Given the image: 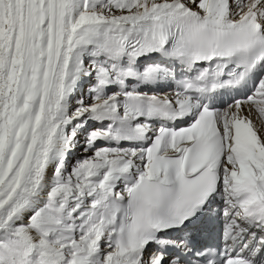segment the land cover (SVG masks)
<instances>
[{"label": "snow or ice", "instance_id": "1", "mask_svg": "<svg viewBox=\"0 0 264 264\" xmlns=\"http://www.w3.org/2000/svg\"><path fill=\"white\" fill-rule=\"evenodd\" d=\"M0 264H264V0H0Z\"/></svg>", "mask_w": 264, "mask_h": 264}, {"label": "rangeland", "instance_id": "2", "mask_svg": "<svg viewBox=\"0 0 264 264\" xmlns=\"http://www.w3.org/2000/svg\"><path fill=\"white\" fill-rule=\"evenodd\" d=\"M81 155H83V154H79L76 158H79Z\"/></svg>", "mask_w": 264, "mask_h": 264}]
</instances>
